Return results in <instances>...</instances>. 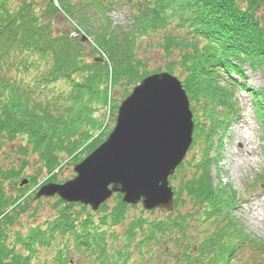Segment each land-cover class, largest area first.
<instances>
[{
    "label": "trees",
    "instance_id": "trees-1",
    "mask_svg": "<svg viewBox=\"0 0 264 264\" xmlns=\"http://www.w3.org/2000/svg\"><path fill=\"white\" fill-rule=\"evenodd\" d=\"M39 1L11 4L0 0V152L4 143H15L13 153L20 156L17 171L0 169V264H35L39 248L52 249L54 254L48 261L36 264H69L66 254L86 250L89 239L99 245L102 234L94 232L92 213L84 206L58 199L53 204L54 217L31 226L24 235L11 233L30 207L22 197L12 198L3 182L20 178L33 157L35 166H39L35 169L37 175L40 169L45 182H57L62 168L74 165L81 153L89 154L102 142L104 115L99 114L107 107L111 109L110 86L132 87L156 71L174 74L176 67L169 61L163 69L145 70L133 51L138 33L109 29L84 32L92 37V45L67 33H57L52 23L59 15L58 8L68 19L75 17V24L81 27V21L85 23L88 18L83 6L71 5V0H56V7L49 0L48 6L38 11ZM118 1L92 3L104 22ZM137 6L133 20L154 19L152 27L156 33L166 27L177 33L164 39L158 49L165 56L180 57V68L185 74L183 87L191 105L198 107L194 111L200 113L192 110L196 117L194 141L201 146V155L190 166L191 177L186 181L179 177L174 189L177 201L184 203L186 196L196 211H177L162 221L132 219L124 237L132 242L141 232L144 242L154 243L168 237L180 252L189 231L205 236L208 229L204 226H210L213 233L201 239L196 248L187 246L174 259L184 258L186 264H227L226 258L247 239L238 236L240 231L236 232L231 217L234 192L227 193L221 184L212 185L209 169L215 158L210 157V152L216 149L214 139L225 132L238 113L233 90H245L246 65L262 76L263 86L246 89L245 93L264 128V0H139ZM88 50L94 55L92 59L87 56ZM102 54L106 60L95 62L96 56L101 58ZM215 155L218 157V151ZM182 168L181 165L176 175ZM262 179L259 177L260 182ZM120 199L119 195L114 197L116 207L104 216L100 226L118 225L125 220L128 207ZM106 208L101 207L102 214ZM200 214L204 215L203 220ZM191 222H197V226H191ZM11 236L13 239L9 240ZM232 238L238 241L234 247L229 245ZM105 246H99L103 264H111L114 255L109 256ZM107 258L110 261L106 263Z\"/></svg>",
    "mask_w": 264,
    "mask_h": 264
},
{
    "label": "rangeland",
    "instance_id": "rangeland-1",
    "mask_svg": "<svg viewBox=\"0 0 264 264\" xmlns=\"http://www.w3.org/2000/svg\"><path fill=\"white\" fill-rule=\"evenodd\" d=\"M11 4H18L21 0H9ZM53 1V0H52ZM55 1V0H54ZM53 1V3H54ZM98 0H71L70 4L75 5L76 3L81 4L85 11V16L88 18L85 21H81V27H78L77 20L74 18L68 19L58 10L59 15L53 20V29L57 33H67L71 35L72 33L77 34L80 31L81 35L84 32H101L109 29L110 31H121L122 33H138V39L134 42V49L136 56L144 63L145 70H159L163 69L169 61L176 63L174 76L183 81L185 74L180 68L179 55L175 54L171 57L165 56L164 53L159 48V45L164 41V39L171 37L170 35H176L177 33H172V31L166 27L164 31H159L156 33L154 27H152V21L154 19H141L133 20L132 15L136 11V5L133 2H128L127 0H119L114 6V9L106 14L107 21H102L101 13L96 12L97 7L92 2H97ZM100 1V0H99ZM102 1V0H101ZM49 0H40L38 2V11H42L48 6ZM56 4V3H54ZM138 7V6H137ZM143 9V8H142ZM264 17V15H263ZM76 23V24H75ZM86 35V34H84ZM121 35V34H120ZM87 36V35H86ZM92 38V37H91ZM90 45V42H88ZM87 44V45H88ZM89 59H92L94 55L87 53ZM167 58V59H166ZM244 76L246 77L245 90L247 89H259L263 86V80L261 73L259 71H253L248 65L243 67ZM223 72H221L222 74ZM232 78H236L235 74L231 75ZM131 87H125L123 85H117L108 88V93L111 95L110 105L111 109L107 107L100 112V116L104 115V121L102 125V130L104 135L102 142L106 139L108 133L113 128L115 122L116 110L119 103L125 98V94L129 93ZM245 90H240L234 88L233 99L237 104L238 114L234 117L225 132L220 135L217 139L215 138L216 149L210 152V157L215 158L210 166V179L212 180L213 187L221 184L222 187H226L228 191L234 192V205L232 206L231 217L236 223V232H240L238 236H243L247 238H253L257 244L256 246L237 247L236 250L231 254L232 256L227 257V264H264V184L259 186V177H264V141H263V129L262 125L258 122V116L256 115L255 108ZM111 91V92H110ZM126 92V93H125ZM108 98L110 99L109 95ZM191 111L198 109L196 105L190 104ZM192 111V112H193ZM194 111V112H196ZM200 115L199 112H196ZM196 115V116H197ZM195 116H193L195 122ZM200 120V118L196 119ZM240 126L247 130L249 135V141L247 142L250 153L252 156H248L246 153L240 150L239 141L241 138L239 136ZM195 129H193V137ZM17 142V141H16ZM17 148L15 143H4L2 145V151L0 152V169L4 171H17L20 156H16L13 151ZM201 146L196 143L193 138L192 145H190L183 164V168L180 174H177L170 180V186L174 190L179 182V177H184V181L188 180L192 172L190 166L194 164L201 155ZM218 151V157H216V152ZM88 153H81L75 164L80 163ZM31 166L22 173L20 178L14 181H5L4 186L8 194L12 198L22 197V200L26 202L27 207L30 209L21 215L18 222L11 228L13 232L25 233L26 229L33 225H41V223L47 221L49 218L55 216V209L53 204L56 198L50 200L40 198L38 200H33L35 194L38 192L37 189L41 185L45 184L44 172L39 174L35 172L38 167L35 166L34 157L29 159ZM34 161V162H33ZM74 164V165H75ZM72 163L66 165L62 168L60 174L57 177L56 183H63L66 180L71 179L74 176ZM8 171V173H10ZM6 175V174H5ZM26 179L30 181L28 183L27 189L18 190L17 184L22 180ZM264 183V179L261 180ZM24 188V187H23ZM183 196L182 200L177 201L175 198V207L177 211L181 213L191 214L195 212L191 206V203ZM117 201L111 199L107 203L106 213L114 210ZM78 208H75L77 211ZM258 224L252 223L249 219L253 213H258ZM98 216L99 213H94ZM200 218L203 220L204 215L200 214ZM126 221L123 225L118 227V241L113 246H108V248H113L116 250H124L122 247L125 242H122V233L126 224L129 223L131 219L143 218L147 221H154L157 219L168 220L167 215H162L158 212H144L140 205L135 207H130L126 210ZM191 226L196 227L197 222H191ZM204 229H208L205 236L196 235L195 230L189 231L188 238L184 239L182 244V249L187 246L197 247V243L213 233V229L210 226H204ZM116 229L115 227L113 228ZM145 229V228H143ZM202 231V230H201ZM234 232V233H236ZM141 232L138 236L141 237ZM192 236V238L189 237ZM254 240L247 239V242L252 245L256 242ZM231 243L225 241V243L231 244L234 247L238 241L232 238ZM157 242V241H156ZM146 243V242H145ZM141 244L139 240L133 241L130 246L128 259H126L125 264H185V260L176 261L172 256L178 255L177 249L172 245L168 237L160 238L157 244L154 242L150 244ZM247 246V247H246ZM165 252V253H164ZM45 254V253H41ZM43 256V255H41ZM40 257V256H39ZM41 261V260H40ZM119 262V261H115ZM128 262V263H127Z\"/></svg>",
    "mask_w": 264,
    "mask_h": 264
},
{
    "label": "water",
    "instance_id": "water-1",
    "mask_svg": "<svg viewBox=\"0 0 264 264\" xmlns=\"http://www.w3.org/2000/svg\"><path fill=\"white\" fill-rule=\"evenodd\" d=\"M192 132L181 82L168 73L150 75L121 102L113 131L74 166L75 176L63 184L42 186L35 198L58 196L96 211L120 194L124 204L141 202L147 211L170 212L174 200L169 177L183 162Z\"/></svg>",
    "mask_w": 264,
    "mask_h": 264
},
{
    "label": "bare ground",
    "instance_id": "bare-ground-1",
    "mask_svg": "<svg viewBox=\"0 0 264 264\" xmlns=\"http://www.w3.org/2000/svg\"><path fill=\"white\" fill-rule=\"evenodd\" d=\"M239 136L241 138V141H239V146H240V150L244 153H246L248 156H252L249 149L247 148L248 144L247 142L249 141V135L247 133V130L243 128V126H240V131H239ZM258 213H253L252 216H250V220L252 221V223L254 224H258Z\"/></svg>",
    "mask_w": 264,
    "mask_h": 264
}]
</instances>
